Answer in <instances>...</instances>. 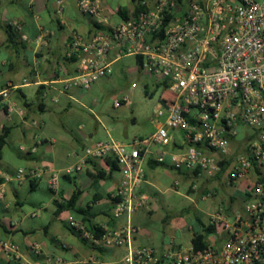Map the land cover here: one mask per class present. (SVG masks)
<instances>
[{
	"label": "built area",
	"instance_id": "obj_1",
	"mask_svg": "<svg viewBox=\"0 0 264 264\" xmlns=\"http://www.w3.org/2000/svg\"><path fill=\"white\" fill-rule=\"evenodd\" d=\"M138 6L128 18L112 23L102 14L100 0H78V9L104 27L89 37L72 34L67 56L76 58L77 67L62 79L63 89H90L112 74L113 50L119 57L133 55L163 89L156 111L164 120L149 136L128 142L96 140L66 173L82 169L89 159L112 157L123 172L113 213L130 217L149 202L141 191L148 155L197 177L215 176L225 168V181H248L251 197L241 208L222 206L211 215L208 224L216 229L207 234L205 246L191 241L163 254L152 246L134 248L135 225L107 227L101 240L129 246L124 264H264V0H188L186 8L180 0H140ZM63 9L64 0H58L57 12ZM12 24L21 30L17 22ZM48 34L42 28V35ZM122 104H131L127 95L114 100L115 106ZM244 126L250 131L242 144L237 136ZM175 141L182 147L171 152ZM253 173L257 177L251 180ZM38 176L37 168H21L5 179ZM60 178L59 171L51 172L52 189L59 188ZM0 197H5L3 186ZM69 221L85 230L81 221ZM5 246L20 255L16 245ZM58 262L49 258L47 264Z\"/></svg>",
	"mask_w": 264,
	"mask_h": 264
},
{
	"label": "crops",
	"instance_id": "obj_2",
	"mask_svg": "<svg viewBox=\"0 0 264 264\" xmlns=\"http://www.w3.org/2000/svg\"><path fill=\"white\" fill-rule=\"evenodd\" d=\"M139 1L132 0L128 6L100 0L101 12L114 23L122 19L120 8L133 13ZM77 2L64 0L63 12L58 13V0H0V133L10 128L0 158V186L5 188V197H0V264H47L49 258L59 264H124L129 246L106 245L101 237L107 227L126 225L138 227L132 247L152 246L163 254L193 241L195 233L209 223L214 205L204 213L200 200L220 195L227 209H235L251 197L248 181H225V168L215 176L197 177L191 170L158 163L151 154L145 158L146 180L141 188L149 196L148 204L130 217H116L115 194L123 172L112 157L89 159L82 169L66 173L96 140L128 142L145 137L131 135L122 125L130 105L115 106L119 96L94 106L88 104L85 89H63L62 79L75 74L77 67L67 56L72 34L89 37L100 26L78 11ZM187 3L180 0L183 8ZM79 12L89 16L92 27ZM42 28L49 34L42 35ZM127 57L134 58L126 62L130 68L142 71L135 56L119 57L116 50L110 53L112 66ZM181 147L175 141L169 151ZM21 168H37L40 176L5 179ZM53 170L61 177L57 190L49 184ZM256 177L253 173L250 179ZM45 190L52 196L33 197L34 192ZM77 191L75 207L61 208ZM70 217L81 221L85 230L72 227ZM5 243L16 245L20 255L7 251Z\"/></svg>",
	"mask_w": 264,
	"mask_h": 264
},
{
	"label": "rangeland",
	"instance_id": "obj_3",
	"mask_svg": "<svg viewBox=\"0 0 264 264\" xmlns=\"http://www.w3.org/2000/svg\"><path fill=\"white\" fill-rule=\"evenodd\" d=\"M109 1L114 2L115 4L117 3L128 6L132 3V0ZM79 15L80 17H83L85 21H88L90 27L93 26L92 23L89 22L90 18L88 15L84 16L81 12H79ZM108 16L111 18L110 14H108ZM129 59L134 58L127 57L118 62L113 66L114 72L112 75L100 78L90 89H85V93L89 96L88 104L94 106L104 103L115 96L123 97L127 95L131 104L129 107L125 108L126 115H123L121 119L122 125L131 135L143 134L148 136L153 131L154 126L164 120V116H159L156 111L157 106L162 103L160 97L163 93V89L157 84V81L153 77L146 75L143 71L136 68H130L131 65L129 67V64L126 63ZM123 65H125L124 68H122ZM249 131V127H241L237 140L243 144L246 138V133ZM220 193H222V190ZM33 195V197L43 199L52 196L51 193L46 190L34 192ZM221 198L222 196L219 195L217 198L200 200V208L204 213H207V210L213 205L215 211L222 206L226 208V206L223 205L224 203Z\"/></svg>",
	"mask_w": 264,
	"mask_h": 264
},
{
	"label": "trees",
	"instance_id": "obj_4",
	"mask_svg": "<svg viewBox=\"0 0 264 264\" xmlns=\"http://www.w3.org/2000/svg\"><path fill=\"white\" fill-rule=\"evenodd\" d=\"M139 9L140 8L138 6L136 11H138ZM118 12H119L121 18H124V19L128 18L129 15H130L129 12L126 9H123V8H120ZM99 27L103 28L104 26H99ZM9 32H13V28L11 26H9ZM11 35H13V34L11 33ZM71 59L76 61L75 57H72ZM9 132H10V128L6 127L0 133V158H1V155H2V148H3L4 144L6 143L7 136L9 134ZM158 163H160V162H158ZM79 194H80V192H78V191L75 194H73V196L70 198L68 203L66 205H62L61 208H63L64 206L75 207L76 202H77L78 197H79ZM215 229H216L215 225H212V224L204 225L203 229L201 231H198V232L195 233V236H194V239H193L194 243L197 246H200V247L205 246L207 244V240H206L207 234L210 233V232L215 231ZM78 233H79V231H78ZM99 233L97 232L98 236L100 235Z\"/></svg>",
	"mask_w": 264,
	"mask_h": 264
}]
</instances>
